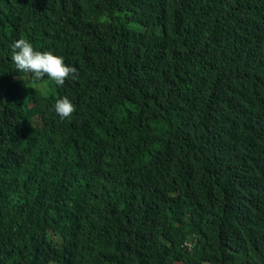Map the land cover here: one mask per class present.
I'll return each instance as SVG.
<instances>
[{"label": "trees", "instance_id": "obj_1", "mask_svg": "<svg viewBox=\"0 0 264 264\" xmlns=\"http://www.w3.org/2000/svg\"><path fill=\"white\" fill-rule=\"evenodd\" d=\"M0 264H264V0H0Z\"/></svg>", "mask_w": 264, "mask_h": 264}, {"label": "clouds", "instance_id": "obj_2", "mask_svg": "<svg viewBox=\"0 0 264 264\" xmlns=\"http://www.w3.org/2000/svg\"><path fill=\"white\" fill-rule=\"evenodd\" d=\"M11 47V60L16 70L31 74L33 83L47 77L57 86H63L70 76L73 79L78 78V70L66 65L63 57L50 51L34 50L33 45L23 38L14 41ZM53 108L61 121L70 118L75 111L74 104L67 97L57 100Z\"/></svg>", "mask_w": 264, "mask_h": 264}, {"label": "rangeland", "instance_id": "obj_3", "mask_svg": "<svg viewBox=\"0 0 264 264\" xmlns=\"http://www.w3.org/2000/svg\"><path fill=\"white\" fill-rule=\"evenodd\" d=\"M40 86H42V90L44 91V93H47V91L51 90V85L49 82H44Z\"/></svg>", "mask_w": 264, "mask_h": 264}]
</instances>
